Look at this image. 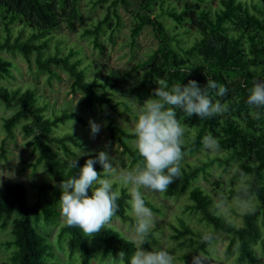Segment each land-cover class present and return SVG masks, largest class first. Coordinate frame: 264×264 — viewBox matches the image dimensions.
Here are the masks:
<instances>
[{"label":"trees","instance_id":"1","mask_svg":"<svg viewBox=\"0 0 264 264\" xmlns=\"http://www.w3.org/2000/svg\"><path fill=\"white\" fill-rule=\"evenodd\" d=\"M119 5L135 15L131 33L133 44L148 25L153 26L160 42L144 62L140 83L143 92L152 96L159 78H164L169 86L173 83L186 84L192 79L201 87L206 85L209 78L229 89L222 102L229 105L230 113L223 117L200 119L179 113L187 128L185 152L193 153L203 148L202 139L210 132L218 138L220 148L227 156L236 161L234 177H245L244 183L237 185H227L218 177L213 179V191H210L197 180L201 172L211 171L201 164L182 163V175L165 193L172 196L189 193L190 201L186 209L197 215L199 221L212 227L211 230L194 228L184 219L180 224L173 225L176 231L174 237L188 249L185 257L192 263L193 256L198 253L211 256L210 249L201 242L202 235L210 231L218 238L220 233L225 232L229 236L226 253L235 254L231 264H264L257 249L259 242L264 244V109H260L261 116L256 119L254 112L257 109L247 104L249 89L255 81L264 80V0H138L137 10L132 8L131 0H112L107 12L94 24L85 22L79 0H0V17L9 31L4 40L0 39V49L19 50L31 63L32 54L36 53L40 69L49 71L52 76L58 74L52 69L53 65L68 72L72 78V91L82 94L81 105L103 109L112 142H118L123 147V152L132 157L134 166L139 159L131 142L135 137L132 131L119 125L106 109L111 106L119 110L123 103L132 110L127 101L129 89L123 85L118 70L96 60L84 65L81 49L70 48L64 54L58 52L43 57L56 30L64 23L77 28V18L83 21V35L92 37L94 46L105 54L107 46L103 37H114L123 24ZM164 15L167 17L163 18ZM14 23L22 26V35L28 30L25 38L18 35L12 40ZM15 64L0 54V77L12 75ZM89 68L92 75H89ZM235 76L239 78L233 79ZM213 99H216L214 95ZM0 100L8 107H18L3 119L7 134L14 136L18 125L26 134H32L27 141L32 152L37 154L32 165L37 167L44 163L55 180L39 183L33 203H29L27 186L21 181H9L4 193H0V228H6L9 224L13 226L12 237L3 244L7 248L14 247L11 259L0 260V264H64L55 253L52 241L40 230L41 222L51 223L59 216V211L45 200L44 192L51 191L59 200L61 190L58 185L78 173L85 160L90 158L81 155L77 169L69 168L66 162L71 158L62 156L60 148L67 154L75 155L76 150L70 143L83 147L85 143L74 132L55 134L71 119L84 123L86 119L69 109L58 111L53 108L52 113L48 114L49 101L42 99L38 90L31 86L23 89L21 86L0 84ZM5 145L4 140L0 158L6 156ZM99 151L88 152L92 153L91 158H95ZM95 170L101 173L103 168L97 163ZM113 187L115 189L117 184L114 183ZM242 189L247 190L250 199L256 198L258 202L240 214L242 219L239 222L217 210L215 196L236 199L242 195ZM120 192L116 216L134 226L135 218L128 211V189L122 186ZM145 200L148 207L158 210L146 197ZM155 231L152 230L150 239L157 241ZM59 237L60 240L69 238V251L71 255L79 253V264H95L94 252L100 244L104 258H109V255L117 257L123 251L126 262L136 247L129 237L111 225L99 234L87 237L79 228H70L64 222ZM145 244L150 248V241ZM206 264H209L208 260Z\"/></svg>","mask_w":264,"mask_h":264},{"label":"rangeland","instance_id":"2","mask_svg":"<svg viewBox=\"0 0 264 264\" xmlns=\"http://www.w3.org/2000/svg\"><path fill=\"white\" fill-rule=\"evenodd\" d=\"M131 1L133 3L132 8L137 10L138 0ZM109 4H112V0H79L80 11L86 19L85 22L88 24H94L99 18L103 17L107 12ZM118 9L123 17V24L115 33L114 37L108 35L103 37V42L107 46L105 54L101 53L94 46L92 37L83 35V21L77 18L75 20L77 28H72L67 23H64L60 29L56 30L54 39L51 40L50 46L45 49L43 57L58 52L64 54L70 48L81 49L82 56L84 57V65L89 61L96 60L99 63H105L116 68L120 73L123 85L129 89L130 95L127 101L132 110H129L123 103L120 104L119 110H115L111 106H108L106 109L119 125H123L132 131L137 119V112L142 107L144 101L151 96L140 89V83L145 69L144 62L149 57V53H152L159 46L160 42L154 34L153 26L148 25L136 37V42L133 44L131 33L132 25L135 22V15L133 11L126 9L123 5H119ZM162 17L166 18L167 16L164 15ZM21 28L22 26L18 23L12 25V40L18 35H21L22 38L28 35V30H25V34L22 35ZM8 34L9 31L6 29L5 22L0 17V39L4 40ZM0 54L16 63L12 70L13 74L7 78L0 77V84L15 87L21 86L23 89L27 86L36 88L41 98L49 101L50 107L47 110L48 114L52 113L53 108L58 111L69 109L75 110L85 117L86 123L75 120L73 126L74 133L80 136V139L85 143L84 147L70 143L76 152L81 151L86 153L96 149L101 151L106 150L110 156L117 158L121 168L132 167V157L128 153L123 152V147L118 142H112L107 129L108 119L104 115L103 109L100 107L91 109L81 105L80 99L82 94L81 92L72 91V78L68 72L64 71L58 65L52 66V69L58 72V74H54L53 76L49 71L40 69L36 61V53L32 54V63L19 50L10 51L8 48H4L0 49ZM90 70L91 68H89V75H92L93 72ZM238 78L239 76L233 77V79ZM132 99L136 101H131ZM17 108V106L8 107L0 100V152L2 151L3 141H6V156L0 158V193H4L5 186L9 181H21L27 186L29 203H33L36 200L39 183L41 181L54 182L55 180L49 175L44 163L39 164L37 167L32 165L37 158V154L33 153L31 147L27 144L32 134H26L21 125L15 128L14 136L7 134L3 126V119L14 113ZM89 120L101 124V130L94 139L91 138ZM25 121L26 119L23 120V122ZM68 132H71L70 121L62 125L55 134L62 135ZM106 144L108 145L107 149H105ZM55 147L58 148V145L55 144ZM60 153L66 158L75 157V155L65 153L61 148ZM185 153L186 155L182 163L191 162L201 164L211 171L201 172L197 180L198 183L210 191H213V179H217L218 177L226 181L227 185L242 184L245 181V177H234L236 161L227 156L222 148H220L218 153H212L204 149V147L193 153ZM208 177L211 178L209 179ZM117 187L121 188L122 186L117 184ZM145 197L158 209L157 211L152 209L156 216V227L153 230H156L155 235L157 241L150 239V248L145 243L141 247L144 250L150 251L153 245L166 246L171 254H175L176 264H192L185 257L188 249L174 237L176 231L173 225L180 224L181 219H184L194 228L211 230L212 227L199 221L197 215L186 209V205L190 201L189 193L186 192L172 196L166 193L146 192ZM44 198L59 211V216L51 223L41 222L40 230L52 241L55 253L64 264H79V253L71 255L69 251V238L64 237L60 240L59 237L61 225L64 223V219L60 213L59 200L49 190L44 192ZM219 198V196H215L217 202ZM225 199L228 201V211L226 214L241 222L242 216L240 214L247 209L238 207L237 199ZM250 201V207L258 202L256 198H252ZM128 211L134 217L131 206H129ZM111 226L118 228L130 238L133 226L128 221L123 220L120 216H115ZM12 227V224H9L6 228H0V260L11 259L14 247L7 248L3 243L6 239L12 237ZM228 243V234L225 232L220 233L215 241V247L210 249L211 256H208L209 264H231L234 261L235 254L227 255L226 253ZM257 249L261 261H264L263 242L257 244ZM101 252L102 245L100 244L94 252L93 262L95 264H115L110 257L104 258Z\"/></svg>","mask_w":264,"mask_h":264},{"label":"clouds","instance_id":"3","mask_svg":"<svg viewBox=\"0 0 264 264\" xmlns=\"http://www.w3.org/2000/svg\"><path fill=\"white\" fill-rule=\"evenodd\" d=\"M156 84L158 87L152 90V96L144 101L137 112L132 130L135 137L132 143L139 157L135 165L121 168L117 158L110 156L106 150L99 151L95 158H91L90 152L77 151L75 158L66 162L69 168L77 169L78 157L81 155L90 158L85 160L78 173L58 185L61 190L60 213L66 226L79 228L87 237L99 234L111 225L116 216L121 192L119 187L114 189V183L128 189V204L135 217L130 240L136 247L127 262L123 251L115 258L109 255L115 264H176L175 254H171L166 246L153 245L150 251L141 247L151 241L152 230L156 227V216L146 205L145 193H165L182 175L187 128L179 118V113L200 119L223 117L230 113L229 105L222 102L229 93L228 87L212 79L207 78L203 87L192 79L186 84L173 83L169 86L164 78H159ZM247 104L257 109L254 116L259 119L260 109H264V80L255 81L249 89ZM74 124L75 120L71 119V133L74 132ZM89 125L91 138L94 139L101 130V124L89 120ZM202 144L204 149L212 153L220 151L218 138L210 132L203 137ZM107 147L106 144L105 149ZM97 163L103 168L101 173L95 170ZM236 199L241 209L250 207L251 201L246 189H242V195ZM215 207L226 214L228 201L221 196ZM216 239L215 234L209 231L202 235L201 242L212 249ZM208 259L203 253H198L193 256L192 264H206Z\"/></svg>","mask_w":264,"mask_h":264}]
</instances>
